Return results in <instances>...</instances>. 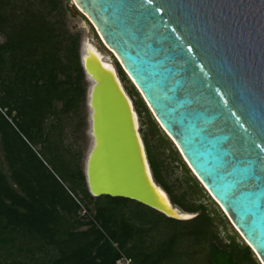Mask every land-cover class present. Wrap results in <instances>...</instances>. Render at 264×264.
Listing matches in <instances>:
<instances>
[{
	"label": "water",
	"instance_id": "water-1",
	"mask_svg": "<svg viewBox=\"0 0 264 264\" xmlns=\"http://www.w3.org/2000/svg\"><path fill=\"white\" fill-rule=\"evenodd\" d=\"M138 87L157 122L264 264V0H72ZM89 40V41H88ZM79 57L88 146L86 186L166 216L139 115L115 63L87 37Z\"/></svg>",
	"mask_w": 264,
	"mask_h": 264
},
{
	"label": "trees",
	"instance_id": "trees-1",
	"mask_svg": "<svg viewBox=\"0 0 264 264\" xmlns=\"http://www.w3.org/2000/svg\"><path fill=\"white\" fill-rule=\"evenodd\" d=\"M67 2L0 0V264H261L236 230L221 235L220 210L117 60L155 180L197 214L89 193L79 143L87 82Z\"/></svg>",
	"mask_w": 264,
	"mask_h": 264
},
{
	"label": "rangeland",
	"instance_id": "rangeland-1",
	"mask_svg": "<svg viewBox=\"0 0 264 264\" xmlns=\"http://www.w3.org/2000/svg\"><path fill=\"white\" fill-rule=\"evenodd\" d=\"M72 4V0H68V2L66 3L67 7H69V5ZM69 11H65L64 12V20L67 24L68 27H73L74 23L77 22L79 23L82 20H85V16L82 13H78L77 15H73L72 14V8L69 7L68 9ZM87 22V26H77L75 27L77 30H79V32L81 33V37H87L89 38L93 43H95L105 54V56L112 61L113 63H115V60H117V57L115 56L114 52L109 49L108 47H106L103 42L101 41V39L99 38V36L96 33V30L94 29V27L86 20ZM3 39V36L0 34V40ZM118 61V60H117ZM128 76V75H127ZM130 79V78H129ZM130 81L132 82V80L130 79ZM133 83V82H132ZM134 84V83H133ZM134 86L136 87V89L138 90V92L140 93L142 99L144 100L145 104L148 106L147 102L145 101L144 97L142 96L141 92L139 91L138 87L134 84ZM151 114L154 116L152 110L150 109V107L148 106ZM85 116H86V109H85ZM155 118V116H154ZM156 119V118H155ZM157 120V119H156ZM139 123L141 126V120L139 118ZM159 124V123H158ZM160 125V124H159ZM86 128H87V121L85 119V123L83 125V127L81 128L80 132H79V143L82 147L83 150V154L85 153V150L88 146V142H89V136L86 132ZM162 128V127H161ZM162 130L165 132V130L162 128ZM166 133V132H165ZM167 134V133H166ZM167 136L170 138V140L173 142V144L176 146L175 142L173 141V139L171 138V136H169L167 134ZM177 147V146H176ZM180 152V151H179ZM181 155V153H180ZM181 157L183 158V156L181 155ZM184 159V158H183ZM186 162V161H185ZM188 165V164H187ZM190 168V167H189ZM181 168L180 167H174L173 171L170 173L169 175V179L173 180L175 178V176H180L181 175ZM192 171V170H191ZM193 172V171H192ZM194 174V172H193ZM195 175V174H194ZM196 176V175H195ZM197 177V176H196ZM198 178V177H197ZM198 180L200 181V179L198 178ZM201 182V181H200ZM202 183V182H201ZM203 185V183H202ZM204 186V185H203ZM207 190V189H206ZM208 192V190H207ZM204 202H206L209 206V208H214L215 210H220L219 215L223 216V221L222 223H219V229H220V233L221 235H224L225 232H232L233 230H236L238 232V230L235 228V226L233 225L231 219L229 218V216L225 213V211L221 208V206L219 205L218 202L215 201V199L212 197V195H210V193L208 192V196L205 197V199L203 200ZM238 234L241 236V234L238 232ZM242 237V236H241ZM243 238V237H242ZM244 239V238H243ZM254 254L256 255V253L254 252ZM256 257L258 258V256L256 255ZM259 259V258H258ZM260 261V260H259ZM262 264V263H261Z\"/></svg>",
	"mask_w": 264,
	"mask_h": 264
},
{
	"label": "built area",
	"instance_id": "built-area-1",
	"mask_svg": "<svg viewBox=\"0 0 264 264\" xmlns=\"http://www.w3.org/2000/svg\"><path fill=\"white\" fill-rule=\"evenodd\" d=\"M129 259H126V264L128 263Z\"/></svg>",
	"mask_w": 264,
	"mask_h": 264
},
{
	"label": "bare ground",
	"instance_id": "bare-ground-1",
	"mask_svg": "<svg viewBox=\"0 0 264 264\" xmlns=\"http://www.w3.org/2000/svg\"><path fill=\"white\" fill-rule=\"evenodd\" d=\"M89 41V40H88Z\"/></svg>",
	"mask_w": 264,
	"mask_h": 264
}]
</instances>
